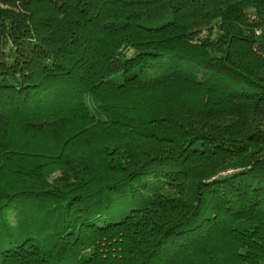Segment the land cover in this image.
Masks as SVG:
<instances>
[{
    "label": "trees",
    "instance_id": "trees-1",
    "mask_svg": "<svg viewBox=\"0 0 264 264\" xmlns=\"http://www.w3.org/2000/svg\"><path fill=\"white\" fill-rule=\"evenodd\" d=\"M0 264H264V0H0Z\"/></svg>",
    "mask_w": 264,
    "mask_h": 264
},
{
    "label": "rangeland",
    "instance_id": "rangeland-1",
    "mask_svg": "<svg viewBox=\"0 0 264 264\" xmlns=\"http://www.w3.org/2000/svg\"><path fill=\"white\" fill-rule=\"evenodd\" d=\"M8 171H9V170H6V171L4 172V174H5L6 176L9 177L10 173H9Z\"/></svg>",
    "mask_w": 264,
    "mask_h": 264
}]
</instances>
